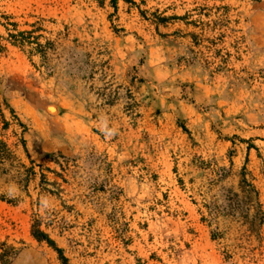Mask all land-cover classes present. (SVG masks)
Returning <instances> with one entry per match:
<instances>
[{"label":"rangeland","instance_id":"1","mask_svg":"<svg viewBox=\"0 0 264 264\" xmlns=\"http://www.w3.org/2000/svg\"><path fill=\"white\" fill-rule=\"evenodd\" d=\"M116 1L0 0V255L264 264V0Z\"/></svg>","mask_w":264,"mask_h":264},{"label":"trees","instance_id":"2","mask_svg":"<svg viewBox=\"0 0 264 264\" xmlns=\"http://www.w3.org/2000/svg\"><path fill=\"white\" fill-rule=\"evenodd\" d=\"M114 7H117V1L114 0L113 2ZM32 236L38 241V242H47L50 246L54 245V242L50 239L49 235L46 234L40 227V225L38 223H35L32 227ZM9 250L11 251H15V249L13 247H9ZM56 251L60 254V257L62 260L65 261V259L62 256V250L57 249ZM15 255V254H14ZM9 252L8 251H4L1 255H0V263L1 264H9Z\"/></svg>","mask_w":264,"mask_h":264},{"label":"bare ground","instance_id":"3","mask_svg":"<svg viewBox=\"0 0 264 264\" xmlns=\"http://www.w3.org/2000/svg\"><path fill=\"white\" fill-rule=\"evenodd\" d=\"M51 112H53L52 110H54V108H50Z\"/></svg>","mask_w":264,"mask_h":264}]
</instances>
